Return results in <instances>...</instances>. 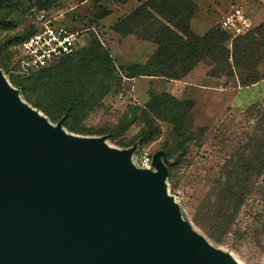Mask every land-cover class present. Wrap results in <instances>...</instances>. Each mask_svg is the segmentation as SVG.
<instances>
[{
    "label": "water",
    "instance_id": "1",
    "mask_svg": "<svg viewBox=\"0 0 264 264\" xmlns=\"http://www.w3.org/2000/svg\"><path fill=\"white\" fill-rule=\"evenodd\" d=\"M69 133L0 70V264H239L183 219L164 151Z\"/></svg>",
    "mask_w": 264,
    "mask_h": 264
},
{
    "label": "rangeland",
    "instance_id": "2",
    "mask_svg": "<svg viewBox=\"0 0 264 264\" xmlns=\"http://www.w3.org/2000/svg\"><path fill=\"white\" fill-rule=\"evenodd\" d=\"M195 2L197 12L190 21V28L198 36L219 28L220 18L232 7L243 9L254 28L264 22V0ZM140 5L139 0H9L0 7L2 72L9 82L19 80L24 86L39 76L38 72L24 68L20 52L24 35L37 27L36 15L39 12H45L55 23L80 33L77 50L70 57H75L77 51L79 53L97 41L107 50L118 72L121 67L131 64L144 65L153 54L155 45L133 35L121 36L113 31L119 19ZM228 38L226 46L231 49L236 38L231 35ZM61 60L50 67L62 64L58 67L62 69L70 64L68 61L60 63ZM121 76L120 82L96 106L82 112L85 114L78 125L92 131L114 129L118 125L123 130L118 132L116 141L124 144L138 141L137 153L148 151L153 155L168 147L172 151L169 160L173 164L172 181L167 180L169 194L179 204L183 219L206 237L193 224L191 215L211 189L224 158L244 138L245 131L252 124L247 119V111L253 106L264 105V79L243 87L237 77H205L192 86L160 78H127L123 73ZM163 95L180 103H191L185 119L191 134L186 152H182L175 126L165 118L164 112L147 110H152L153 96L161 98ZM148 112L155 133L142 141L139 136L146 129L144 113ZM107 142L121 149L118 144ZM256 188V193L240 208L229 231L222 237V243L206 237L213 246L230 253L239 264H264V175L259 178Z\"/></svg>",
    "mask_w": 264,
    "mask_h": 264
},
{
    "label": "trees",
    "instance_id": "3",
    "mask_svg": "<svg viewBox=\"0 0 264 264\" xmlns=\"http://www.w3.org/2000/svg\"><path fill=\"white\" fill-rule=\"evenodd\" d=\"M8 1L0 0V7ZM139 1L141 5L119 19L113 31L121 36L133 35L155 45L153 54L144 65L121 67L119 73L107 50L95 41L81 53L77 51L75 57L70 55L63 58L60 63H70L65 68L58 69L62 64H57L40 70L39 76L27 86L19 80H11L10 83L19 90L25 102L42 112L51 123L61 121L63 128L75 135L106 136L111 143L127 149L139 143L116 141L118 132L123 130L118 125L114 129L98 131L78 125L85 114L82 112L96 106L120 82L122 73L127 78H160L185 84H197L205 77H237L239 85L243 87L264 79V22L234 39L229 49L226 46L229 34L220 27L209 30L203 36L191 31L190 21L197 12L195 0ZM36 29L28 31L21 43ZM0 69L4 72L3 65ZM152 100V110H147L164 112L165 118L175 126L182 152H186V143L190 141L191 134L186 128L185 119L191 103H180L166 95L161 98L153 96ZM150 115L149 112L144 113L146 129L139 136L142 141L155 133ZM247 119L252 124L245 131L244 138L224 158L211 189L191 215L193 224L208 239L219 244L240 208L256 193L257 182L264 175V105L249 109ZM164 150L169 161L167 180L171 182L173 164L169 158L172 151L168 147ZM177 160L178 157L175 164Z\"/></svg>",
    "mask_w": 264,
    "mask_h": 264
},
{
    "label": "built area",
    "instance_id": "4",
    "mask_svg": "<svg viewBox=\"0 0 264 264\" xmlns=\"http://www.w3.org/2000/svg\"><path fill=\"white\" fill-rule=\"evenodd\" d=\"M36 16V32L20 45L22 64L30 72L46 69L70 56L77 50L80 39L78 31L55 23L45 12H39ZM219 27L234 38L254 29L253 22L240 7H232L225 12L220 18ZM132 160L136 167L147 169L151 166L152 154L148 151L136 152Z\"/></svg>",
    "mask_w": 264,
    "mask_h": 264
},
{
    "label": "crops",
    "instance_id": "5",
    "mask_svg": "<svg viewBox=\"0 0 264 264\" xmlns=\"http://www.w3.org/2000/svg\"><path fill=\"white\" fill-rule=\"evenodd\" d=\"M67 27V26H66ZM72 29V28H71ZM73 30H75V29H73ZM147 60V56L145 57V60H144V62ZM140 63H142V62H140ZM185 84V83H184ZM192 86H195L196 84H191Z\"/></svg>",
    "mask_w": 264,
    "mask_h": 264
}]
</instances>
